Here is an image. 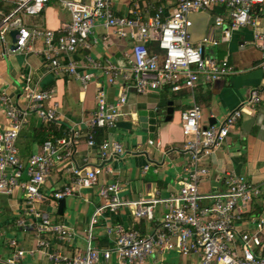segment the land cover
<instances>
[{"label": "built area", "instance_id": "1", "mask_svg": "<svg viewBox=\"0 0 264 264\" xmlns=\"http://www.w3.org/2000/svg\"><path fill=\"white\" fill-rule=\"evenodd\" d=\"M52 1H57L68 11L69 20L62 22L57 29L30 26L25 22L26 17L40 15ZM120 1L0 0L11 5L6 12L0 9V43L6 46L7 34L16 31L15 42L13 46L5 47L6 53L24 52L35 40L41 39L44 44L41 53L54 75H67L84 88L97 80L100 72L110 85L119 79L125 82L115 101H109L105 90L98 89L96 108L88 120L87 143L98 146L102 160L125 153L123 145L110 137L97 144L96 134L97 130L117 127L126 114L124 107L130 88L139 94L163 88L177 92L223 79L234 71L227 58L218 60L205 54V44L217 43L215 40L205 37L200 44H193L191 13L208 12L217 5L225 6L227 19L215 16L216 26H226V20L229 23V27H225L224 39L228 38L230 30L252 27L264 58V27L259 28V18L254 15L257 6L264 7V0H170L174 9L168 17H164L161 6L154 15L147 17L149 9L144 14L140 7L143 0H124L130 8L127 13L119 14L116 4ZM100 25L112 29L117 37L129 40L131 50L126 54V66L111 60L102 62L90 53L77 59V55L99 44L97 28ZM151 42H156L158 51L151 48ZM52 96V92L26 85L18 104L0 90V116L3 118L0 120V194H22V207L13 226L18 230H32L37 238L35 250H27L16 238H10L8 245L13 252L6 260L0 259L1 264H26L22 262L23 257L34 255L36 251L52 264H111L113 259L115 264H144L149 256L163 264L169 253L195 255L197 264H264L263 187L244 176L226 172L223 189L200 190L210 174L204 161L225 142L231 127L244 115L256 112L264 101V82L253 88L219 124L203 126V110L198 104L181 113L186 138L184 150L190 161L183 168L178 190L167 197L124 199L116 183H99L100 166L79 167L72 163L67 168L70 180L51 190V201L57 203L67 197H81L82 192L95 187L101 199L85 229L86 246L73 256L52 251V242L46 236L72 242L77 232L54 221L50 212L38 205L47 200L43 186L52 170L71 160L81 134L71 130L66 136L48 138L41 151L27 161L22 160L17 147L20 131L28 123L31 112H35L44 123L58 121L56 108L45 105ZM258 201L260 208L255 213ZM159 207L163 208L160 218L156 215ZM126 208L130 209L135 220L154 223L153 228L143 235L139 230L126 228L123 223L107 222L104 230L108 237L113 236V241L109 248H99L95 243V230L103 215L108 212L117 214Z\"/></svg>", "mask_w": 264, "mask_h": 264}, {"label": "crops", "instance_id": "2", "mask_svg": "<svg viewBox=\"0 0 264 264\" xmlns=\"http://www.w3.org/2000/svg\"><path fill=\"white\" fill-rule=\"evenodd\" d=\"M134 7V4H132ZM164 10V17L173 11L170 0H143L140 4L143 13L148 10L147 17L154 15L159 7ZM10 4L0 2V9L8 11ZM130 4L124 0L116 4L119 14L127 13ZM254 15L259 18V28L264 27V7L257 6ZM215 16L227 19L228 12L225 6L217 5L208 12H193L190 14L192 27L190 28L191 40L194 45L201 43L207 37L217 43L205 44V54L218 60L227 58L234 71L225 78L205 84L200 83L194 89L182 88L177 92L169 88L150 90L146 94H139L134 88L128 91V102L124 107L126 113L120 121L132 122L133 129L115 127L97 130L96 142L100 144L103 139L110 137L119 141L124 149L123 155H118L107 160H102L98 146H89L87 136L90 132L88 120L92 110L96 108V97L99 88L106 92L109 101H115L121 87L125 82L121 79L115 84H108L106 77L100 72L97 80L91 81L85 88L82 84L67 76H56L48 69L41 51L44 48L41 39L35 40L31 48L21 53H6L5 47L12 44L6 40V46L0 43V90L5 91L19 104L24 93V88L29 85L37 90L52 92L53 96L45 105L56 108L59 119L56 122L44 123L35 112L29 115L28 123L20 131L17 147L23 161L41 151V146L48 138L66 136L71 130L81 134L79 143L74 147L71 160H66L51 172L49 179L43 186V194L47 197L39 204L40 209H47L53 220L64 223L77 232V237L72 242H62L55 237H49L52 242L51 250L67 256H73L84 250L86 246L85 229L95 206L101 203L97 188L82 192V196H72L80 200V206L75 214L65 218L66 205L63 214H59V202H52L50 192L70 180L67 170L71 164L83 166H100L102 172L98 176L100 184L116 183L120 187V196L127 200L139 198H152L156 195L167 197L179 188V181L183 168L190 161L189 155L184 150L185 136L182 129L181 113L194 104L201 106L203 126L219 124L234 110L250 91L264 82V58L262 50L254 37L252 27H241L230 30L228 38L224 39L225 27H229L226 20L224 27L215 25ZM28 17L38 24L25 22L30 26L57 29L64 21L69 20L68 11L57 1H52L38 16ZM107 36V39L102 38ZM11 37V36H10ZM97 37L99 44L90 51L77 55V59L87 53L102 62L111 60L116 64L126 66L128 54L131 50L129 40L117 37L112 29L98 26ZM153 50H157L156 42H151ZM161 101H171L173 114L171 119L165 120L167 107L161 109V121L151 138L147 132L137 127V112L141 109H150ZM0 120H3L0 116ZM154 143L150 144L149 141ZM210 174L200 186L201 192H213L224 188L226 172H234L246 177L252 183L264 189V101L257 107L253 115H244L233 127L225 142L204 161ZM87 198H85V196ZM22 194L7 196L0 194V207L2 213L0 226V259L6 260L13 250L9 247L10 238H16L20 246L27 250H35L37 238L35 233L28 230H18L13 226L22 207ZM255 204V213L260 208L259 201ZM0 210V212L2 211ZM6 210V212H5ZM162 207L156 210L158 218L162 215ZM63 216V217H62ZM123 223L128 229L139 230L141 234L148 233L154 223L145 220H135L130 209L120 210L119 213H105L96 227V245L99 248H109L112 237H108L104 226L106 223ZM20 232L19 237L17 236ZM83 246V247H82ZM30 257V258H29ZM26 258L33 259L27 261ZM26 264H52L42 253L36 251L34 255L26 254L23 259ZM32 262V263H30ZM195 255L181 256L169 253L163 259V264H197ZM1 264V263H0ZM111 264H115L113 259ZM144 264H160L156 258L149 256Z\"/></svg>", "mask_w": 264, "mask_h": 264}, {"label": "water", "instance_id": "3", "mask_svg": "<svg viewBox=\"0 0 264 264\" xmlns=\"http://www.w3.org/2000/svg\"><path fill=\"white\" fill-rule=\"evenodd\" d=\"M16 34V31H12L10 33V36L12 38V46L14 44V35ZM167 107V115L165 120H169L172 117L174 108L171 101H161L157 104V106L150 108V109H141L137 112V127L140 128L142 131L147 132L151 138L154 137L155 131L158 127V124L161 121V109L164 107ZM210 125H213V123H210ZM118 127L121 128H127V129H133L134 124L132 122H126V121H119L117 123ZM25 180H28L27 176L23 177ZM66 205V200L61 199L59 200V214H63V210Z\"/></svg>", "mask_w": 264, "mask_h": 264}, {"label": "rangeland", "instance_id": "4", "mask_svg": "<svg viewBox=\"0 0 264 264\" xmlns=\"http://www.w3.org/2000/svg\"><path fill=\"white\" fill-rule=\"evenodd\" d=\"M34 17H36V16H34ZM34 17H32V18H34ZM26 20H30V23H33V24H38V22H35V21H32L33 19H31V18H29L28 19V17H26L25 18ZM10 39H11V37H10V34H7V36H6V40H7V42H10ZM80 206V200L79 199H77V198H72V197H68L67 198V208H66V212H65V218H69L70 217V214H75V212L77 211V208ZM0 207H3V206H1V204H0ZM3 209V208H2ZM1 208H0V210H2ZM5 212H6V210H5ZM2 213L4 214V212H3V210L0 212V217H2ZM63 217V216H62ZM19 235H20V232L18 233V237H19ZM83 247V246H82ZM30 258V257H29ZM26 260L28 261V258H26ZM33 261V259L31 258V259H29V261ZM28 261V262H29ZM33 262H35V261H33ZM27 263V262H26ZM30 263H32V262H30Z\"/></svg>", "mask_w": 264, "mask_h": 264}]
</instances>
